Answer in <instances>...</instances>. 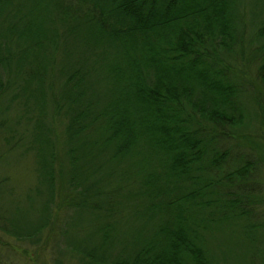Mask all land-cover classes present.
<instances>
[{"label": "trees", "instance_id": "1", "mask_svg": "<svg viewBox=\"0 0 264 264\" xmlns=\"http://www.w3.org/2000/svg\"><path fill=\"white\" fill-rule=\"evenodd\" d=\"M246 57L264 87V0H0V164L31 154L35 174L23 195L0 177L1 248L264 264Z\"/></svg>", "mask_w": 264, "mask_h": 264}, {"label": "rangeland", "instance_id": "2", "mask_svg": "<svg viewBox=\"0 0 264 264\" xmlns=\"http://www.w3.org/2000/svg\"><path fill=\"white\" fill-rule=\"evenodd\" d=\"M248 27L249 30L253 31L252 27ZM253 47H256L255 42L251 48ZM230 65L234 75H238V79L243 82H239V84H244L248 90H254L256 95L264 97V87L257 81L255 74L258 62L251 63L250 59L246 57L243 61L231 62ZM256 129L260 134L255 132L253 135V130L250 143L254 147V152L258 151L257 153L264 155V119L261 124L257 125ZM17 154L18 151L13 156L8 154L4 157V162L0 164V177H6L16 193L23 195L35 181L34 160L31 154L22 157ZM6 243H10L8 247L1 248L2 246H0V264H54V262H47L49 261L47 260L48 254L32 255L29 249H26L27 252L25 253L24 246L16 245L12 239H8Z\"/></svg>", "mask_w": 264, "mask_h": 264}]
</instances>
